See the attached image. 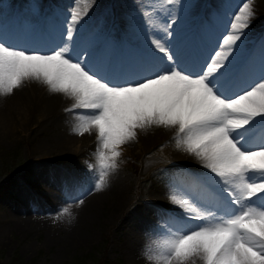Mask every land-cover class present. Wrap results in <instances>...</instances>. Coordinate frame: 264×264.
<instances>
[{"label":"rangeland","instance_id":"obj_1","mask_svg":"<svg viewBox=\"0 0 264 264\" xmlns=\"http://www.w3.org/2000/svg\"><path fill=\"white\" fill-rule=\"evenodd\" d=\"M244 2L248 0H178L171 5L163 4V0H79L78 5L75 0H0V26H6L3 30L7 32L24 27L27 43L32 41L38 47L27 49L47 52L61 44L70 9L87 10L76 26L74 43L80 44L77 50L93 47L94 57L102 58H107L111 50L108 58L123 68L127 65L128 69L121 70L128 78H137L138 67L133 65L139 58L130 49L133 46L147 52L143 55L149 61V36L165 37L159 24L155 26L159 21L165 26L175 19L170 30L180 37L166 42L176 47L185 38L184 66L195 71L202 58L219 51L223 36L230 30L231 19ZM251 7L254 16L237 42L235 69L251 56L255 65L253 70L240 75L241 86L258 79L264 70V0H252ZM192 23H198L201 32L207 33V27L216 33L202 38L200 43L216 37L219 44L210 45L211 50L204 55L191 53L187 33L194 30ZM37 83H24L21 88L27 90L29 100L18 108H7L5 102L9 96H0V264H9L15 258L32 264H91L103 258L107 264H154L148 256L171 230L186 229L187 222L180 219L184 212L165 214L156 207L175 205L170 199L174 192L205 203L208 191L199 186L204 187L201 174L206 170L194 157L177 149L175 129H138L136 139L121 146L117 168L105 178L103 202L95 215L84 219L77 205L86 199L87 191L81 192L79 188L68 193L59 182L65 175H71L73 181L83 185L93 186L98 181L97 150L93 146L96 135L78 136L64 144L67 132L73 129L76 134L82 123L69 122L66 116L87 113L79 109L66 111L73 101L63 94L60 100L48 103L51 97L45 95L47 87ZM253 134L251 139L256 142L259 137ZM183 173L199 186L192 184L181 193V184L189 181L181 177ZM115 188L121 190L123 197L121 206L113 210L111 192ZM29 197L35 202H30ZM65 207L69 212L60 215ZM160 217L163 221L157 223ZM191 222L186 227L197 223Z\"/></svg>","mask_w":264,"mask_h":264},{"label":"snow or ice","instance_id":"obj_2","mask_svg":"<svg viewBox=\"0 0 264 264\" xmlns=\"http://www.w3.org/2000/svg\"><path fill=\"white\" fill-rule=\"evenodd\" d=\"M251 2H244L231 19L222 50L202 58L195 71L184 66L182 50L166 42L174 39V18L162 26L164 38L149 36V61L137 78L123 70L106 71L94 54L77 50L76 26L87 14L78 7L70 9L61 44L47 52L16 47L0 37V96L12 95L25 82H39L73 101L66 111L87 113L79 116L76 132L96 130V191L117 168L121 146L135 140L138 129H175L177 149L206 170L201 174L209 193L205 203L186 194L170 196L183 219L197 223L171 230L148 256L154 264H264V70L241 86L233 76L235 57L229 59L254 16ZM68 212L65 207L60 215Z\"/></svg>","mask_w":264,"mask_h":264},{"label":"bare ground","instance_id":"obj_3","mask_svg":"<svg viewBox=\"0 0 264 264\" xmlns=\"http://www.w3.org/2000/svg\"><path fill=\"white\" fill-rule=\"evenodd\" d=\"M158 24H159V27L162 28L163 22L162 21L161 22L159 21V23L155 24V26H158ZM94 27H95V24L93 26H91L89 29H93ZM208 29L210 30V28H207V27L205 28V31L207 33H204V32H201V31L198 30L199 35H200L201 38H199V40H197L196 42H193L191 53L196 52L197 54L200 53V55H204V53H206V52L208 53L209 50H211L210 45L214 44V46H215V45H218L219 44V43H216L217 40H218V39L215 40L216 37H214L213 39H209L208 38V41H206L205 43L204 42L203 43H200V41H201L202 38H206L207 35L209 36V35H211L214 32V31H211L212 29L210 31H208ZM23 31H24V29H22L20 27H16L15 29H13L12 32H9V31L7 32V30H3V29L1 30L0 29V37H2L4 39V41H6L9 44L10 43H15V44H18V45H23L24 47L26 46L25 48H29L30 47V48L37 49L38 47L36 45H34L32 43V41L27 43V41L25 40V36H23L24 35L23 34ZM31 32L34 33L33 31H31ZM6 33H7V35H5ZM173 35H174V38L180 37V35L177 36L178 33L175 32V31H173ZM47 40H50V38H47ZM28 44H29V46H27ZM186 44L187 43H186V40L184 38L183 40L177 42L175 44V46L176 47H179L181 50H183L184 49V46H186ZM221 44H222V42L220 43V45ZM75 45L79 48L80 47L79 41H76L75 42ZM84 50H87V51H89L92 54H94L95 51H96V49H94L93 47L92 48L91 47L90 48H85ZM219 50H222L221 47H219ZM236 54H237V52L235 51L233 53V56L229 57V59L230 60L233 59V57H235ZM157 55H160V54H157ZM144 57H145V55H139V56H137V58H139V60L137 61V63H135L133 65L134 67L135 66L138 67V69H137L136 72H138L141 67L145 66L148 63V60H146ZM252 57L253 56L248 57L243 62H241L242 64L241 65H238V67L236 68L235 72L233 73L234 79L238 83H239V77H240V75H242L243 72L250 71V70H253L254 69L252 67H254V65H255V63H254L255 62L254 61L255 59L253 60ZM94 58H96L95 62L98 64V66L101 67V68H103V69H105L106 71L109 70V69L117 70L118 71V70H121V69L125 70V69H128L129 68L127 65H124V68H123L120 64H116V62H114L113 59L108 58V56H107V58H102V56L99 55V56L94 57ZM257 62H261V61H257ZM118 82H121V81H118ZM34 83H37V82H34ZM26 92H27V90L24 89V88H20V89L14 90V93L9 96L8 102H5L6 105H7V108H9V109L12 108V107L18 108L23 102L24 103L28 102L29 96H28V93H26ZM45 95H47V97H48V95H49V97H51L49 99L48 103L53 102L54 99H59L60 100V97H61V94H53V93H50L48 90H47V92H45ZM59 100H57V102ZM1 117L2 118H5V120L8 119L7 118V115L1 114ZM66 118L68 119L69 122H72V123H76L77 124L78 121H79L81 123L78 115H75V116H73V115H67ZM72 130L71 131H68L67 134H66L65 141H64V144H66V145L69 144V143H71V142H73L74 139L77 138L78 136H81L83 138H87L89 135H92V134L94 136L96 135V130L95 129H91L90 132H86L84 135H78L77 133L75 134L74 133V130H73V132H72ZM169 130L170 131H173L174 129L173 128H170ZM132 141H129L126 144H131ZM93 146L97 150V148H98L97 140H96V142H95V144ZM181 177H187V178H189V181L188 182H191V184L190 183L188 184L187 181L186 182L183 181L184 183L181 184V188H180L182 190L181 191V193H182V192H185V189H187L188 187H190L193 184V181L190 179L191 177L188 176L185 173H183V175ZM181 179H183V178H181ZM59 183H60L59 185L62 186V188L64 189L63 191H68V193L71 192V191L72 192H77V190H79V188H80L81 192L84 191V190L87 191V197H86V199L83 201V203H80V204L77 205L78 211L80 213H82V212L84 213V219H86V220H89L91 218V216L95 215V212H96L99 204H101L103 202V199L105 198L103 196L104 195V192L102 191L103 189H101L99 191H96L95 188H94V185L93 186L92 185H83L82 183L81 184L78 183V181H73V177L71 175H67V176L65 175L63 178L60 179V182ZM195 184L199 186V184H197V183H195ZM195 184H193V185L195 186ZM81 185H83V186H81ZM199 187H201L203 190H205V188L202 185H200ZM111 193H112V195L114 197V203L110 207H112L113 210H116V208L119 207V205L121 206L122 197H123L122 196V192H121V190L119 188H115V189L112 190ZM206 195L209 197L208 193H206ZM29 201L32 202V203L35 202L34 199H32L31 197H29ZM13 207L15 208L14 205H13ZM13 207H10V208L13 209ZM156 209L157 210H161L162 212L164 211L163 213H165V214L166 213L168 214L169 212H173V211L174 212L175 211H177V212H180L181 211V213H183V210L180 209L176 205H173V206H168L167 205L165 208L162 207V206H160V207L157 206ZM162 221L163 220L161 219V217L159 219H157V223L162 222ZM191 224H192L191 221H190V223H189V221H187L185 223L184 227L185 228H188L186 226H189ZM165 225H167V224H164V225L162 224L163 227ZM167 228H169V226H167Z\"/></svg>","mask_w":264,"mask_h":264},{"label":"trees","instance_id":"obj_4","mask_svg":"<svg viewBox=\"0 0 264 264\" xmlns=\"http://www.w3.org/2000/svg\"><path fill=\"white\" fill-rule=\"evenodd\" d=\"M106 262H107V260L105 258H103L102 260L95 261L91 264H107ZM9 264H32V263L31 262L30 263H24V262L20 261L19 259L15 258V260H13ZM109 264H112V262H109Z\"/></svg>","mask_w":264,"mask_h":264}]
</instances>
